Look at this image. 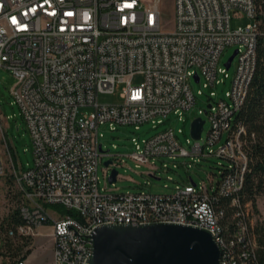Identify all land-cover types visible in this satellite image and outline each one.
Masks as SVG:
<instances>
[{
  "label": "built area",
  "instance_id": "1",
  "mask_svg": "<svg viewBox=\"0 0 264 264\" xmlns=\"http://www.w3.org/2000/svg\"><path fill=\"white\" fill-rule=\"evenodd\" d=\"M256 7L255 0H174L173 26L167 29L162 0H0V66L15 77L10 94L30 132L33 155L31 165L17 167L0 111V177L10 170L23 218L7 234L37 235L49 224V264H85L92 255L88 235L96 226L175 222L208 229L219 245L220 264H247L255 242L248 216L239 210L247 154L245 128L234 113L254 71ZM231 13L253 21L232 28ZM231 44L237 45L236 68L230 88L218 97L212 88L228 77L219 58ZM138 74L142 79L133 82ZM195 77L211 88L205 138H187V148L169 127L140 141L132 137L129 156L137 165L148 163L153 176L159 168L189 167L191 162L177 160L180 156L196 163L215 156L220 178L176 184L171 193L116 192L106 183L100 190L97 167L108 153L99 141V125L114 130L151 121L155 126L170 113L181 119L195 101L189 84ZM117 84H122L119 102L98 101V93L114 92ZM80 105L93 110L77 121ZM111 165L113 159L104 175ZM222 198L238 207L230 235L221 222ZM46 204L63 209L49 210ZM3 242L0 233V255ZM7 256L11 264H28L23 254Z\"/></svg>",
  "mask_w": 264,
  "mask_h": 264
},
{
  "label": "rangeland",
  "instance_id": "2",
  "mask_svg": "<svg viewBox=\"0 0 264 264\" xmlns=\"http://www.w3.org/2000/svg\"><path fill=\"white\" fill-rule=\"evenodd\" d=\"M162 9L166 28L171 29L173 26L174 0H162ZM252 21L253 18L247 15H234L231 13L230 24L232 28L244 26ZM236 48V44L227 45L220 55L219 65L226 68L225 62ZM236 62L237 57L234 55L230 66L226 68L228 77L212 88L216 91L218 97H224L225 91L230 88ZM220 76L223 77L222 74ZM141 79L142 75H135L133 82H139ZM14 82L15 77L13 74L7 68L0 66V111L7 118L6 138L15 164L17 167L22 166L26 168L33 161L31 135L19 113L18 106L12 102L10 89ZM189 84L195 95V101L181 119H178L176 114L170 113L163 119L162 123H157L155 126H153L151 121L143 122L138 127H135L133 124H119L114 130H111L108 124L99 125L98 132L101 133L99 141L102 143V149L108 153L102 156L97 167L98 188L100 190H104L106 183L107 188L113 189L116 192L145 191L150 193H171L176 184L191 182L189 176L198 184L202 181L209 184V176L213 177L215 181L220 178V166L217 164L218 158L215 156L202 158L197 163L190 159L189 156H180L177 158L178 161L186 160L187 162H191V165L186 167V165L182 164L177 168L167 170L159 168L155 170V176L159 178H155L149 174L152 169L148 163L137 165V161L129 156L134 150L132 137L140 141L142 138H147L169 127L174 129L182 145L189 148L190 144L187 143L186 139L189 138L193 142L190 134V123L196 117H201L205 120L201 133L202 138H205L209 127V119L204 109L207 107L208 95L211 88H204L202 82L196 81L194 78L190 79ZM121 86L122 84H117L114 92L98 93V101L104 103L119 102L121 99L119 96ZM199 89L202 90L201 93H198ZM92 110V105L78 106L76 111L77 121L83 120ZM178 128H181L182 131L177 132ZM225 136L226 133L223 137ZM107 159H113V165L107 169V174L104 175V161ZM161 159V157L155 158V165L161 167ZM111 168L118 170V176L114 182L108 181ZM9 174L10 170L6 169L5 175L0 177V224L3 217L10 209L17 206L18 199H20L16 194L18 192L17 185L13 179H9ZM169 176L171 179H169ZM256 205V208H254L251 204H248L247 208L253 226L256 223H264V195L257 198ZM46 207L49 210L63 209L59 204H46ZM38 230L39 233L37 235L30 234L28 235L29 238L26 235L23 239L24 241L14 239L10 247L3 248L4 252L0 255V264H3V260H6L4 264H11L12 258H8L7 255L11 254L15 257L19 253L28 254V251H30L29 254L31 253L28 264H46L51 255V225L42 226ZM0 233L4 234L1 232V227ZM35 237L36 241L34 244Z\"/></svg>",
  "mask_w": 264,
  "mask_h": 264
},
{
  "label": "water",
  "instance_id": "3",
  "mask_svg": "<svg viewBox=\"0 0 264 264\" xmlns=\"http://www.w3.org/2000/svg\"><path fill=\"white\" fill-rule=\"evenodd\" d=\"M236 52L237 49L227 59L226 67L230 66ZM204 122L201 117L191 121L193 138L200 137ZM110 163L111 159L104 161V165ZM117 173L116 168H111L108 181L114 182ZM88 238L92 255L85 264H220V248L211 232L189 224L104 223L96 226Z\"/></svg>",
  "mask_w": 264,
  "mask_h": 264
},
{
  "label": "trees",
  "instance_id": "4",
  "mask_svg": "<svg viewBox=\"0 0 264 264\" xmlns=\"http://www.w3.org/2000/svg\"><path fill=\"white\" fill-rule=\"evenodd\" d=\"M255 2L258 19L255 66L243 103L234 116L235 122H240L245 128L242 138L247 154V169L239 191L241 204L239 210L247 214L249 234L255 242L254 256L248 260L247 264H264V223H256L253 226L247 209L248 204L256 208L257 198L264 195V0H255ZM16 194L20 197L19 192ZM20 202L21 197L18 199L17 206L10 209L1 221V231H4L3 248L10 247L14 239L23 240L25 237L16 233L12 236L7 234L9 229L23 222ZM218 205L224 208V217L221 222L226 234L230 235L235 228L234 213L238 207L230 205L227 198L220 199ZM26 237L29 238V236ZM28 254H23V256L26 257ZM2 263H6V260Z\"/></svg>",
  "mask_w": 264,
  "mask_h": 264
},
{
  "label": "crops",
  "instance_id": "5",
  "mask_svg": "<svg viewBox=\"0 0 264 264\" xmlns=\"http://www.w3.org/2000/svg\"><path fill=\"white\" fill-rule=\"evenodd\" d=\"M35 241H36V237L34 238V244H35ZM42 243V242H41ZM50 247H51V255H50V257H49V260H48V262L46 263V264H49L50 263V261H51V258H52V240H51V244H50ZM30 255H31V253L30 254H28V259H30Z\"/></svg>",
  "mask_w": 264,
  "mask_h": 264
}]
</instances>
